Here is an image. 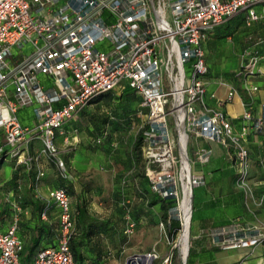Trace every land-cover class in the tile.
<instances>
[{
  "label": "built area",
  "instance_id": "2783aa9c",
  "mask_svg": "<svg viewBox=\"0 0 264 264\" xmlns=\"http://www.w3.org/2000/svg\"><path fill=\"white\" fill-rule=\"evenodd\" d=\"M260 4L264 6V0H0V165L7 155L27 162L30 151L34 160L46 152L61 177L70 178L57 143L63 126L95 96L116 86L121 92L130 89L147 109L140 144L144 174L155 195L174 200L168 219L158 225L163 230L175 218L179 226L166 253L155 248L133 253L124 264H174L176 259L186 264L193 238L192 204L186 223L180 206L183 187L203 184V176L192 168L207 162L211 154L210 148L191 147V139L226 148L237 181L243 184L249 160L242 140L249 129L264 134V104L257 114L250 107L244 109L238 132L226 113L207 106L203 43L240 11L246 12L247 25L264 18V11L255 7ZM99 42L106 43V50L97 47ZM261 42L264 36L256 44ZM241 57L237 75L245 78L243 89L251 95L258 86L248 82L247 75L255 73L261 55L248 48ZM228 88L218 101L232 102L237 91ZM31 105L34 123L23 124L17 113ZM33 141L42 148L31 147ZM44 175L38 165L33 182L37 195ZM47 197L58 208L57 243L37 251L33 264H75L70 241L77 231L69 192L56 186ZM125 218L124 232L133 235L136 223L128 214ZM16 231V219L0 231V264H22L23 245ZM201 235L220 249H253L264 243V224L251 225L235 217L197 237Z\"/></svg>",
  "mask_w": 264,
  "mask_h": 264
},
{
  "label": "rangeland",
  "instance_id": "374dc122",
  "mask_svg": "<svg viewBox=\"0 0 264 264\" xmlns=\"http://www.w3.org/2000/svg\"><path fill=\"white\" fill-rule=\"evenodd\" d=\"M255 7L264 10L261 4ZM245 13L238 12L208 35L206 40L210 38L212 42L206 58L211 67L217 65L226 68L228 73L237 74L241 70V55L245 47L263 37L264 18L247 25L244 20ZM97 47L106 50V43L99 42ZM205 47L208 48L207 44ZM26 48H29V45ZM254 74H248L247 78ZM235 82L239 81L235 79ZM111 92L113 93L95 96L75 115L72 122L67 123L63 128V135L58 140V146L59 157L63 160L70 179L71 175L77 177L80 174L86 178L90 187L89 191L83 192L76 184L75 196L69 193L74 212L75 197L81 195L85 197L88 211L103 217L111 215L112 226L118 229L127 221L124 218L127 214L132 218L134 211L137 213L139 233L134 238L126 237L129 240L126 243V251L109 252L108 246L113 247L111 236H106L103 241L105 252L99 264H124L133 251L143 254L155 248L159 254L166 253L170 246L168 242L175 234L169 232L168 225L165 229H160L158 222L168 219L171 208L165 211L161 201L154 197V192L144 176V160L140 149H132L139 133L146 126L147 109L140 106L139 98L134 94L129 91L121 92L120 86H116ZM17 115L23 124H33L34 106L20 109ZM93 122L98 124V130ZM30 146L35 149L42 148L37 141L31 142ZM64 152H68L74 161L67 163L62 157ZM27 157L31 159L27 162H17V158L7 155L0 165V225L7 220L6 211L12 210L8 206L13 198L16 200L18 195L23 197L26 191L30 190L38 165L45 169V175L41 179L44 186L60 185L68 191L66 183L61 184L62 179L56 162L46 152L39 155L38 160L32 158L31 151L25 155V158ZM108 158L112 162L109 163ZM199 168V165H193V172L198 174ZM234 180L237 182V177ZM97 185H100V188H97ZM18 206L17 202L16 207ZM194 231L193 220L191 237ZM193 242L194 239L191 245ZM34 257L35 255L31 262L26 258L25 263L33 264ZM174 264H180L179 259H176Z\"/></svg>",
  "mask_w": 264,
  "mask_h": 264
},
{
  "label": "crops",
  "instance_id": "0c3cea01",
  "mask_svg": "<svg viewBox=\"0 0 264 264\" xmlns=\"http://www.w3.org/2000/svg\"><path fill=\"white\" fill-rule=\"evenodd\" d=\"M226 22L227 21L224 23ZM223 24L221 25L223 26ZM211 42L212 40L208 38V40H205L203 43L206 56L207 52H209ZM206 44L208 50L205 47ZM255 44L256 42L245 47L246 49L247 47L255 48L261 55L257 63L255 74L247 78L248 82L255 83L258 86V90L251 95H247L243 90L244 77H239L236 73H228L226 68H220L217 65L211 67L209 60L206 58L208 71L204 76L206 87L204 101L207 106L226 113L233 121V129L235 132L240 130L244 122L240 117L246 107H250L253 113L257 114L264 104V43ZM235 79L239 82H235ZM229 86H233L237 91L232 102L224 103L218 101L224 99ZM128 90L131 91L130 89ZM212 94L215 96L212 97ZM72 120L68 123L72 122ZM66 125L67 123L63 128ZM63 132L62 129V134H58L57 143L60 136L63 135ZM242 142L248 150L249 169L246 180L243 184H240L238 181L236 182L234 180L237 177V173L232 157L229 155L226 148L219 143L207 142L202 138H192L190 141L191 147L194 148L198 146L210 148L211 154L209 160L204 164L196 163V165L200 167L198 169V171H200L198 174L203 176L204 182L201 185L195 186V189L193 188L192 191L190 229L192 221L194 220L195 231L192 235L194 242L191 245V255L187 264H264V243L253 249H220L213 245L211 239L207 235L197 237L200 231L207 230L213 226L226 224L235 217H241L251 225L264 224V134H258L252 129H249V132L244 136ZM132 149H134V146H132ZM62 157L67 163L74 161V158L71 159L68 152L62 153ZM108 162L110 163L112 160L108 158ZM85 179L86 178L80 174L77 177L71 175V180L68 184L72 183L71 185L74 188V193H72V195L75 196L76 184L82 188L83 192L89 191L90 187H88V184L84 185ZM145 179L149 184L146 176ZM61 184L65 183L61 182ZM68 184L66 183L67 187H69ZM56 186L60 185L44 186L42 182H40L38 187L40 195H37V191L33 183H31L30 190H27L23 197L18 195L16 198L17 201L13 198L11 205L8 206L12 210L6 211L7 220L3 225H0V231H5L15 219L17 220L16 232L23 245L20 253V261L22 264H26V258L31 262L33 255L40 249L54 246L57 243L58 208L54 202L47 197L49 189ZM96 187L100 188V185ZM84 198L85 197L81 195L76 196L75 205L77 200L82 199L89 216L100 223L102 222L104 226V229L96 230L89 242L93 247L92 249H94V252L97 254L98 259L95 260H98L100 263L104 257L103 254L105 249L103 241L106 236H111L113 238V247L108 246V248H110L109 252L126 251V243L129 241L127 238L131 236L134 238L139 233L137 213L134 211V215L132 216V219L136 223L135 231L133 235H127L124 232L126 221L119 229L112 226L113 217H111V215L103 217L91 213L88 211ZM17 202L19 204L18 207H16ZM41 202L45 203V206L41 211H38L36 205ZM76 212L73 210L75 226ZM194 213H196V215H194ZM76 231H78L77 226ZM87 244L82 246L81 249L84 255L91 253ZM133 248H135V246ZM133 253L136 252L133 251L132 254ZM84 262L85 264L90 263L88 258L84 259Z\"/></svg>",
  "mask_w": 264,
  "mask_h": 264
},
{
  "label": "trees",
  "instance_id": "16d2710c",
  "mask_svg": "<svg viewBox=\"0 0 264 264\" xmlns=\"http://www.w3.org/2000/svg\"><path fill=\"white\" fill-rule=\"evenodd\" d=\"M124 91H129V90L125 89L122 92ZM129 92L132 95L134 94L132 91H129ZM107 94H112V92H108ZM92 124L96 126L97 130L99 129L98 124H96L95 122H93ZM141 138H142V133L140 132L138 135L137 141L134 144V149H137V150L140 149ZM61 179H62L61 181L62 183H67V184L71 180L70 178H63V177H61ZM71 184L72 183L68 184L69 185L68 192L72 194L74 193V188ZM84 185H87L85 180H84ZM154 197L158 198L161 201L162 207L165 211L173 206L174 200L172 199H169V198L163 199V198L158 197L157 195H155ZM36 206L38 208L37 210L41 211L42 208H44L45 203L41 202L37 204ZM76 211H77L76 212V226L78 228V231L76 232V234L72 237L70 241V248L73 254L75 264H85L84 259L86 258L89 259V262H90L89 264H99L98 260H95V259H98L97 254L94 252L95 250L92 249L93 247L89 242H90L91 237L93 236V234L96 232L97 229H104L103 223L102 222L100 223L89 216L82 199L77 200ZM178 226H179L178 220L175 218H170V221L168 224L169 232L172 233L174 229L178 228ZM85 244H87L88 249L91 250V253L88 255H84V253L81 250L82 246H84ZM190 255H191V244H190V248L188 252L187 262L190 258Z\"/></svg>",
  "mask_w": 264,
  "mask_h": 264
},
{
  "label": "bare ground",
  "instance_id": "6f19581e",
  "mask_svg": "<svg viewBox=\"0 0 264 264\" xmlns=\"http://www.w3.org/2000/svg\"><path fill=\"white\" fill-rule=\"evenodd\" d=\"M184 136L182 137V141L181 143L184 144ZM193 187H189V186H186L184 184V187H183V198L181 200V203H180V206L181 208L184 209V212H185V220H186V223H188V219L190 217V208H191V203H192V189ZM184 245H185V249H186V241H187V235H186V232H185V235H184Z\"/></svg>",
  "mask_w": 264,
  "mask_h": 264
}]
</instances>
